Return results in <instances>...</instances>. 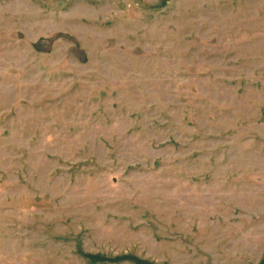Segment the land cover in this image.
<instances>
[{
  "label": "rangeland",
  "instance_id": "1",
  "mask_svg": "<svg viewBox=\"0 0 264 264\" xmlns=\"http://www.w3.org/2000/svg\"><path fill=\"white\" fill-rule=\"evenodd\" d=\"M0 264H264V0H0Z\"/></svg>",
  "mask_w": 264,
  "mask_h": 264
}]
</instances>
